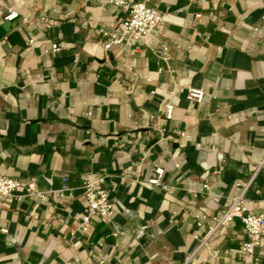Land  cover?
Wrapping results in <instances>:
<instances>
[{"label":"crops","instance_id":"0c3cea01","mask_svg":"<svg viewBox=\"0 0 264 264\" xmlns=\"http://www.w3.org/2000/svg\"><path fill=\"white\" fill-rule=\"evenodd\" d=\"M111 1L0 0V174L41 191L0 209V264H249L235 254L240 220L198 246L238 182L252 181L248 209L264 215V0H126L165 21L107 49L129 17ZM91 180L114 215L84 231Z\"/></svg>","mask_w":264,"mask_h":264},{"label":"built area","instance_id":"2783aa9c","mask_svg":"<svg viewBox=\"0 0 264 264\" xmlns=\"http://www.w3.org/2000/svg\"><path fill=\"white\" fill-rule=\"evenodd\" d=\"M111 4L117 7H127L129 9V17L123 20L120 25L112 31L110 40L106 45L107 49L113 46L126 43H134L144 41L150 37L156 29L165 21V15L157 9L141 2L130 3L126 0H112ZM21 17V14L14 9H9L5 15V20L14 21ZM27 22V19L24 18ZM52 52L56 53L60 50L58 44L52 45ZM159 55L168 57L166 50L159 51ZM162 71V69H160ZM149 80V79H148ZM187 97L193 101L202 103L206 99V91L203 88L191 87L187 90ZM175 106L172 103H166L165 111L168 118H172ZM219 159L223 160V155H219ZM166 174V169L157 165L150 176L149 183L151 185H161ZM68 179H62V187L56 191L58 199H61L64 191L69 189ZM252 181L247 183L238 182L236 184L238 193L232 198L228 208L216 218L213 225L206 234L200 238L198 251L205 249L210 251L209 241L222 226L227 225L235 220H240L248 234V239L243 243L242 247L235 251V254L243 257L249 264H257V250L264 246V215H255L249 211L247 206L246 193L251 187ZM26 189L24 195L34 196L41 194L38 185L31 182L24 184L17 179H13L0 174V209L11 204L17 199L18 193L22 189ZM85 196V212L81 219V227L84 231L88 230L90 220L95 217L103 219H111L114 215V203L112 202L108 189L100 180L87 181L83 187ZM2 231H6L2 229ZM68 264H75L70 262Z\"/></svg>","mask_w":264,"mask_h":264}]
</instances>
